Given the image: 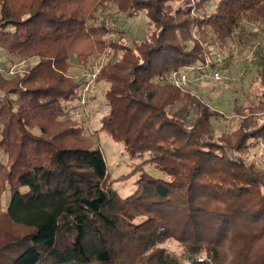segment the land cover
Listing matches in <instances>:
<instances>
[{"label": "trees", "instance_id": "trees-1", "mask_svg": "<svg viewBox=\"0 0 264 264\" xmlns=\"http://www.w3.org/2000/svg\"><path fill=\"white\" fill-rule=\"evenodd\" d=\"M141 12L146 28L132 33ZM243 19L264 27V0H0V52L35 58L0 72V264H264V168L232 159L264 143V49L250 128L215 133L203 113L188 124L173 109L201 101L168 78L215 68ZM96 59L108 82L100 128L167 175L143 172L126 197L97 130L74 118L89 114L91 78L72 68Z\"/></svg>", "mask_w": 264, "mask_h": 264}, {"label": "rangeland", "instance_id": "rangeland-1", "mask_svg": "<svg viewBox=\"0 0 264 264\" xmlns=\"http://www.w3.org/2000/svg\"><path fill=\"white\" fill-rule=\"evenodd\" d=\"M106 18L115 20L119 25L118 29L120 28L121 20L117 18L112 6H108L105 11L104 21ZM146 22L145 13L141 12L136 18L134 29L130 32H137L140 28L145 29ZM128 23L133 25V21ZM241 26L244 29L237 28L225 46L214 50L215 57L221 53L227 63L223 78L213 83L194 84L191 89L182 90L198 98L202 104L199 109L194 108L192 110H181L180 106H175L173 112L184 117L188 124L193 123L196 115L200 116L203 113L201 115L205 116V120L210 123L211 129L215 133L254 126L255 123L250 120L256 116L254 109H252L253 103L262 91L258 76L262 63L260 62V67L257 63L264 49V27L247 19L242 20ZM116 35H119L118 31L114 36ZM259 46L262 47L259 48ZM9 59V55L0 52V67L6 69L15 66L14 69L17 70L12 73L3 72L7 76L27 72L35 61V58H21L15 59L14 63H11ZM101 64V61L96 59L92 66L75 63L74 68H72L76 74L83 73L91 78L89 94H87V111L89 114H85L80 108L79 111L83 112L82 116L81 114H74V118L83 121L87 133L91 134L93 130H97L93 138L98 142L103 152L107 165V175L112 187L121 196L126 197L138 188V180L143 172L153 178H167V175L152 162L147 161V155H132V152L124 147L122 141L113 139L105 129L100 128L102 117L108 111L104 93L108 87V82L96 80ZM241 155H245L246 163L253 162L259 168H264V143L261 142L260 146L252 147L249 152L239 155L232 154V159L241 163L243 162ZM10 193L8 189L3 193L1 201L3 209L7 208ZM170 247L176 249V247L179 248V245L176 241H172Z\"/></svg>", "mask_w": 264, "mask_h": 264}, {"label": "built area", "instance_id": "built-area-1", "mask_svg": "<svg viewBox=\"0 0 264 264\" xmlns=\"http://www.w3.org/2000/svg\"><path fill=\"white\" fill-rule=\"evenodd\" d=\"M105 26L110 30L111 35H115L118 30L119 25L115 20L105 19ZM217 65L215 68L206 70L204 66H182L179 70L173 71L169 75V81L174 86L178 87L181 90H188L193 87L194 84L204 83V82H216L223 78L226 61L223 59L221 53H218L215 57ZM15 66H10L9 68L0 67V72H15ZM90 82H88L81 92V105L87 111V94H89ZM76 114H81L77 112Z\"/></svg>", "mask_w": 264, "mask_h": 264}]
</instances>
